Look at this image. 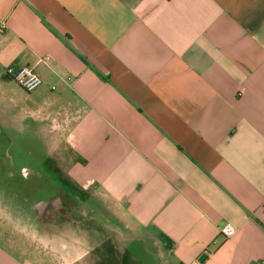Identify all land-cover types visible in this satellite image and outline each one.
Wrapping results in <instances>:
<instances>
[{
	"label": "crops",
	"instance_id": "crops-1",
	"mask_svg": "<svg viewBox=\"0 0 264 264\" xmlns=\"http://www.w3.org/2000/svg\"><path fill=\"white\" fill-rule=\"evenodd\" d=\"M0 22V83L42 80L0 89V132L35 133L70 185L0 214V264H145L122 242L264 264V0H0Z\"/></svg>",
	"mask_w": 264,
	"mask_h": 264
},
{
	"label": "rangeland",
	"instance_id": "rangeland-1",
	"mask_svg": "<svg viewBox=\"0 0 264 264\" xmlns=\"http://www.w3.org/2000/svg\"><path fill=\"white\" fill-rule=\"evenodd\" d=\"M3 86L6 88L4 89ZM0 89L5 90V93L11 97H16V93L25 95V92L6 74L3 82L0 83ZM44 163H46L45 151L35 133L32 131L16 133L8 129L0 132V214L5 232H9L8 215L13 214V210H20L23 207L31 209L34 202L47 195L51 197L59 186L70 187L66 180V169L59 163L57 155L50 157V169L43 165ZM53 178L55 180L50 181ZM0 243L3 244L2 241ZM122 245L124 252L130 254L136 255L138 252L140 255V251L144 250L146 256L142 259L145 260V264H156V261L147 256L146 252L151 251L149 246L138 245L135 242H122ZM115 248L119 250V246L115 245ZM119 254L121 253L114 251V255Z\"/></svg>",
	"mask_w": 264,
	"mask_h": 264
},
{
	"label": "built area",
	"instance_id": "built-area-1",
	"mask_svg": "<svg viewBox=\"0 0 264 264\" xmlns=\"http://www.w3.org/2000/svg\"><path fill=\"white\" fill-rule=\"evenodd\" d=\"M4 29L5 23L0 22V33L3 32ZM48 60V57L44 58L45 62ZM5 74L26 93L34 91L42 83L41 78L37 75L34 69L28 66L19 68L9 66L6 68ZM235 232L236 230L230 224H224L218 229V234L223 238H230Z\"/></svg>",
	"mask_w": 264,
	"mask_h": 264
}]
</instances>
